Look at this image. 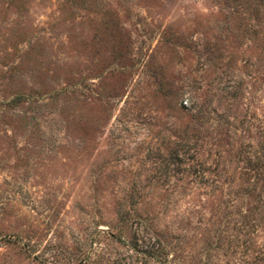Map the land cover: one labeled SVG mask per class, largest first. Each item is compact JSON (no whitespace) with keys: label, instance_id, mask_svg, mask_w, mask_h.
Listing matches in <instances>:
<instances>
[{"label":"rangeland","instance_id":"rangeland-1","mask_svg":"<svg viewBox=\"0 0 264 264\" xmlns=\"http://www.w3.org/2000/svg\"><path fill=\"white\" fill-rule=\"evenodd\" d=\"M261 177V0H0V264H264Z\"/></svg>","mask_w":264,"mask_h":264},{"label":"trees","instance_id":"trees-1","mask_svg":"<svg viewBox=\"0 0 264 264\" xmlns=\"http://www.w3.org/2000/svg\"><path fill=\"white\" fill-rule=\"evenodd\" d=\"M261 2L264 3V0H261ZM256 164H257V166H259L258 163H256ZM261 182L263 183V186H264V178L263 177H261ZM135 246H136L135 245V242H133V244L131 245V247L135 248Z\"/></svg>","mask_w":264,"mask_h":264}]
</instances>
